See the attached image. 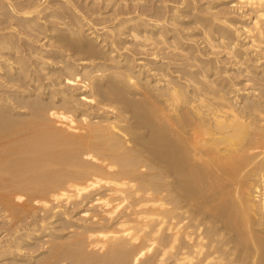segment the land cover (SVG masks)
<instances>
[{
  "label": "bare ground",
  "instance_id": "6f19581e",
  "mask_svg": "<svg viewBox=\"0 0 264 264\" xmlns=\"http://www.w3.org/2000/svg\"><path fill=\"white\" fill-rule=\"evenodd\" d=\"M0 264H264V0H0Z\"/></svg>",
  "mask_w": 264,
  "mask_h": 264
},
{
  "label": "rangeland",
  "instance_id": "374dc122",
  "mask_svg": "<svg viewBox=\"0 0 264 264\" xmlns=\"http://www.w3.org/2000/svg\"><path fill=\"white\" fill-rule=\"evenodd\" d=\"M80 1H82V0H80Z\"/></svg>",
  "mask_w": 264,
  "mask_h": 264
}]
</instances>
